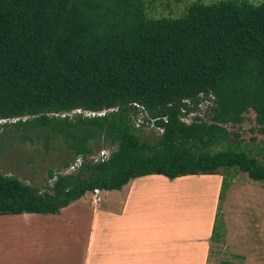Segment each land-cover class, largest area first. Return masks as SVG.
Wrapping results in <instances>:
<instances>
[{
  "label": "trees",
  "instance_id": "1",
  "mask_svg": "<svg viewBox=\"0 0 264 264\" xmlns=\"http://www.w3.org/2000/svg\"><path fill=\"white\" fill-rule=\"evenodd\" d=\"M205 99L209 123L180 120ZM133 102L162 129L152 145L133 125ZM75 108L115 109L60 115ZM249 110L264 132V1L196 2L183 16L152 18L143 0H0V131L83 158L76 172L48 169L42 192L0 174V214L58 213L87 191L149 174L236 167L264 183V164L247 151L209 149ZM94 141L109 144L108 159L88 160Z\"/></svg>",
  "mask_w": 264,
  "mask_h": 264
},
{
  "label": "crops",
  "instance_id": "2",
  "mask_svg": "<svg viewBox=\"0 0 264 264\" xmlns=\"http://www.w3.org/2000/svg\"><path fill=\"white\" fill-rule=\"evenodd\" d=\"M191 177L149 174L130 179L120 189L99 190L97 199L87 191L58 213L0 214V264H195L197 256L201 264H221L225 249L222 254L220 245L233 241H225L232 226L224 217L219 220L224 233L212 238L216 197L222 191L218 177L195 175L198 197L211 196L199 184L215 182L211 209L192 204L198 207L187 212L188 222L187 217L173 220L179 203L189 201L182 198L187 196L181 186H188ZM191 199L194 203L200 198ZM235 220L240 228L233 230L236 237L245 238L241 229L254 228L240 215ZM251 238V254L242 264L247 258L249 264H264V229ZM124 253L129 254L119 256Z\"/></svg>",
  "mask_w": 264,
  "mask_h": 264
},
{
  "label": "rangeland",
  "instance_id": "3",
  "mask_svg": "<svg viewBox=\"0 0 264 264\" xmlns=\"http://www.w3.org/2000/svg\"><path fill=\"white\" fill-rule=\"evenodd\" d=\"M216 1L219 0H143L145 12L147 16L152 18H158L161 16L174 18L180 17L185 14L187 8L192 3L199 2L208 4ZM246 1L257 4L263 2L264 0ZM210 103L211 102H208L206 106L208 107ZM189 117H193V114H191ZM198 117L201 121H205L207 123L210 122L208 112L205 111V105L202 106ZM10 121L14 120H7V122ZM4 122L5 120H0V123ZM192 122L200 121H191V123ZM223 126L228 132L229 140L227 141V143L221 142L210 145L209 149L211 153L223 150L227 148V144H231V146H237L247 151L252 157L257 158L261 163L264 164V132L259 130L260 125L256 121L254 111L249 110L248 112L244 113L243 121L239 124H225ZM160 133V129L147 126L143 128V130H141V139L143 140V142L152 145L156 142V139L159 137ZM0 134V174L16 176L31 185H35L41 192L46 190L48 185H51L54 180L48 177V169L52 168L63 171V163L65 161L70 162L73 160L70 152L64 147L62 143L56 144L52 149L46 152L44 150V147L39 142L20 140L17 137V132H12L9 129H6L5 132L1 130ZM90 144L94 146L92 155H95L97 151L102 148L112 149L108 143L94 141L90 142ZM93 158L94 157L88 156V160ZM73 172H76V170ZM211 175L218 177V180H220L222 183L221 185H223L221 187L222 195L218 192L219 196L217 195L216 197L214 210L216 228L212 238H216L220 231L222 232V234L224 233L223 225L219 223L221 217H224V221L226 220V222L232 226V228L230 229V232L232 233L228 232L225 241L227 242V239H230L233 242L230 243V245H228V242L225 246L220 245L222 254L225 249V258L223 257L221 264H242V260H244L245 255L247 256L251 254V236L259 233L260 229H264V183L250 179L245 172L239 171L236 167H221L216 170V174ZM191 176L193 177L190 178L188 186H181L184 187L181 189L182 193L185 192V196H187L182 198H188L189 201L186 203H179L177 209L180 212L175 214L176 219H173L174 221H179L178 218L187 217L186 221L188 222L189 216L187 212L190 211V209L197 208L198 205L194 206L196 204L202 203L201 205L203 206L201 208L203 210H208L212 207V194H214L215 192V182L205 180L206 182L204 181L203 184H199V186L202 187L205 192L209 191L208 194L211 195L207 198H201L198 197L199 191L197 190L198 185L197 180H195V175ZM181 177L185 176H180V178ZM98 194L99 192L97 194L93 193L92 197L94 199H97ZM102 195L103 194L101 193V196ZM123 195H125V193L121 194L120 196ZM179 196L181 195L179 194ZM161 198L168 199L172 197L164 196ZM191 198L200 199L195 200V202L192 203ZM208 199L210 200L209 202ZM206 215L207 213L203 214V216ZM237 215L242 216L245 225L247 223H251V225H253L254 227L241 229V231L245 234V238L236 237V234L234 233L235 231L233 232L234 229L240 230V228L237 227L235 220ZM200 226L201 230L199 231V233L201 234L203 232V228L202 225ZM219 240L221 241L222 239L220 238ZM223 242L221 243L224 244ZM216 245H219V242H217ZM234 249L238 251L235 252ZM128 254L129 253L118 255L120 257H125ZM179 262H182L184 264L183 261ZM249 262L250 260L249 258H247L246 263L249 264ZM169 264H171V262ZM195 264H201L198 256L196 257Z\"/></svg>",
  "mask_w": 264,
  "mask_h": 264
},
{
  "label": "built area",
  "instance_id": "4",
  "mask_svg": "<svg viewBox=\"0 0 264 264\" xmlns=\"http://www.w3.org/2000/svg\"><path fill=\"white\" fill-rule=\"evenodd\" d=\"M212 99L208 100L205 99L202 102H200L197 110H191L189 112L186 111L185 108H182V115L180 116V120L183 121L185 124H190L191 121L195 120V117L198 116V114L200 113V110L202 109V106L205 105V111H207V104L208 102H211ZM184 102H186L187 104H189V100L185 99ZM136 108H137V114H133L132 115V122L134 127L136 128H145L147 126H151L153 128H157L160 129L162 132V129L157 127L155 125V119H151L148 117V114L146 112V110L144 109V107L136 102L132 103ZM211 104V103H210ZM115 108H110V109H102V110H98V111H90V110H84L81 108H75L73 110H71L70 112H66V113H61V116H65V115H73L74 113H79L82 114L83 116H100V115H104L105 112L110 111V110H114ZM191 114H193V117H189ZM148 118V119H147ZM188 118V120H187ZM111 150L108 148H102L99 151H97V153L95 155H91V157H94L93 159H91L93 162H98V161H103L108 159L109 155H110ZM83 158L82 156H77L70 164L69 166L64 169L62 171V173H70L73 172L75 170H77L80 165L82 164ZM99 192L98 188H95L93 190V193L97 194Z\"/></svg>",
  "mask_w": 264,
  "mask_h": 264
},
{
  "label": "clouds",
  "instance_id": "5",
  "mask_svg": "<svg viewBox=\"0 0 264 264\" xmlns=\"http://www.w3.org/2000/svg\"><path fill=\"white\" fill-rule=\"evenodd\" d=\"M100 190V189H99Z\"/></svg>",
  "mask_w": 264,
  "mask_h": 264
}]
</instances>
